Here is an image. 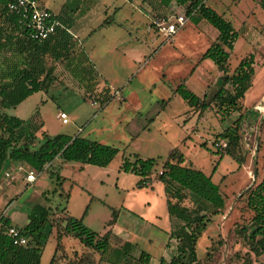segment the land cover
I'll return each instance as SVG.
<instances>
[{
  "label": "rangeland",
  "instance_id": "obj_1",
  "mask_svg": "<svg viewBox=\"0 0 264 264\" xmlns=\"http://www.w3.org/2000/svg\"><path fill=\"white\" fill-rule=\"evenodd\" d=\"M216 1L207 0L206 4L230 21L235 30L251 11L248 22L254 25H246L243 31L249 29L252 35H256V29L260 34L264 31V10L255 0H240L236 4H230L234 3L231 0ZM38 4L59 17L67 12L74 19L82 18V14L90 10L88 25L76 33L73 41L75 50L83 47L90 58L97 74L95 85L91 89L86 87L76 70L65 66L63 61L54 63L46 59L47 65L54 66V80L48 89L0 112L23 119L30 117L35 125L41 124V129L35 133V146L43 130L49 136L78 135L116 147L118 152L106 167L65 162L56 157L36 172L30 184H25L21 172L11 171L15 178H4L2 169L0 214L13 200L22 210H25L23 206L38 203L50 207L56 227L67 215L82 217L83 225L101 233L112 209L116 221L111 227V247L127 241L134 244L131 258L135 259L142 251L149 257V264H157L160 260L168 264L170 257L162 253L170 219L165 210L162 184L156 176L162 160L176 148L184 164L211 175V181L218 186L225 202L222 212L211 217L197 239L196 264L239 263L245 253L251 264H263L261 257H255L249 250L245 240L254 224L253 214L245 206L244 191L264 174V114L257 113L254 108L264 103V49L258 50L261 57L253 65L252 85L241 101L238 144L229 148L236 159L242 161L238 166L230 155L220 154L221 151L212 147L219 133L234 127L238 112L220 119L212 104L204 111L190 109L173 92L175 86L182 83L199 98L204 94L209 101L219 85L216 81L220 73L212 63L207 59L198 62L205 46L211 42H208L211 35L203 24L193 27L188 19L171 39L164 40L153 31L151 21L185 15L182 7L172 4L162 8L157 0H38ZM106 18L109 21L102 24ZM203 23L213 29L205 21ZM242 34L229 54V72L240 58L251 52V43L246 34ZM11 57H16L12 50L0 52V72ZM103 87H109L111 94L117 90L122 100L114 96L101 107L97 100L90 104L94 93ZM58 112L65 114L66 124L55 117ZM133 155L159 159L149 178V186L137 187L135 175L119 171L122 159H131ZM56 176L63 179L60 186L56 184ZM16 177L18 182H15ZM190 201L187 196L182 204L189 206ZM147 226L149 228L144 229ZM56 230L53 229L46 239L39 264H49L56 244ZM61 237L51 264H111L116 261L109 254L101 255L83 248L70 236ZM127 261L130 258L120 259L117 264Z\"/></svg>",
  "mask_w": 264,
  "mask_h": 264
},
{
  "label": "trees",
  "instance_id": "obj_2",
  "mask_svg": "<svg viewBox=\"0 0 264 264\" xmlns=\"http://www.w3.org/2000/svg\"><path fill=\"white\" fill-rule=\"evenodd\" d=\"M7 1L0 0V52L12 50L16 57L6 60L0 72V110L14 108L28 96L48 89L54 80V66L47 65L46 59L54 63L63 61L65 66L76 70L86 87L91 89L95 85L97 74L82 43V48L75 50L73 36L67 30L60 28L41 42L30 40L26 30L18 23L17 17L7 12L5 8ZM203 1L157 0L162 8H168L172 4L182 7L184 14L193 24L203 20L217 32L215 39L207 45L198 58V62L209 60L220 73L216 81L219 85L211 99L206 101L204 94L199 98L182 83L177 84L173 92L190 109L197 108L204 111L212 104L220 119H225L233 112L239 114L241 110V101L251 87L254 74L253 55L247 54L240 58L234 68L228 71L229 54L239 32L232 27L230 21L205 6ZM235 1L237 0H231L234 3ZM258 4L264 10V0H258ZM57 17L64 23L61 17ZM108 21L106 18L102 24H107ZM93 96L99 106H103L111 99L109 87H103ZM240 118L239 114L232 129L225 128L217 135V138L224 140L227 145L220 154L230 155L238 166L242 161L236 159L229 148L238 144ZM41 126V124L35 125L30 117L21 119L0 112V171L11 162L22 163L25 167L38 172L56 157L65 162L106 167L118 152L116 147L78 135L49 136L43 130L39 133L40 142L38 141L35 146L37 142L35 133L41 129ZM158 161V158L143 159L133 155L131 159H122L119 171L135 175L138 178L135 185L146 187ZM162 161L156 180L162 184L165 210L170 219V235L178 239L175 252L168 264H196L194 247L197 239L210 223L211 217L222 212L225 205L224 198L218 186L211 181V175H205L200 170L184 164L183 156L176 148L171 150ZM52 176L53 174L50 173L49 177ZM62 181L60 176H56L58 186ZM244 194L245 206L252 212L254 224V229L245 240L249 250L255 257H261L264 264V174L256 184L248 186ZM187 196L190 197V205L184 206L182 201ZM52 216L50 207L38 203L27 209L26 223L22 227L11 225L10 221L0 214V264H39L42 248L53 229H57L56 244L49 264L60 245L62 235L76 239L83 248L91 249L101 255L109 254L116 259L110 262L111 264H117V261L124 258L128 260L130 258V261L124 264L149 262V257L142 251L135 259L131 258L134 244L130 242L125 241L118 247H111L108 241L109 232L105 231L99 236L83 225L82 217L64 215L63 223L56 227ZM115 219V211L111 209V217L106 226L113 224ZM8 226L18 229L19 235L25 240L24 244L12 243L5 234ZM235 256L239 259L237 255ZM230 264H251V259L245 253L239 263Z\"/></svg>",
  "mask_w": 264,
  "mask_h": 264
},
{
  "label": "built area",
  "instance_id": "obj_3",
  "mask_svg": "<svg viewBox=\"0 0 264 264\" xmlns=\"http://www.w3.org/2000/svg\"><path fill=\"white\" fill-rule=\"evenodd\" d=\"M5 8L7 12L17 17L18 23L26 30L28 38L32 41L41 42L52 35L56 29H65L57 15L46 7L38 4L36 0H8ZM191 14H193V12ZM187 20L188 16L177 14L153 19L150 26L157 35L162 37V39L169 40L177 30L183 27ZM110 96H115L117 100H122L117 90L113 91L112 94L110 93ZM95 100L96 99L93 97L89 103L95 104ZM254 108L258 113L262 114L264 112V103H258ZM55 117L61 124H66L68 122L65 114L62 112L56 113ZM226 146V142L220 138H216L212 142V147L218 151L226 149ZM13 169L17 173H23L25 184L32 183L37 175L36 171L30 168L17 166ZM3 176L9 179L13 177L7 171L3 173ZM5 234L15 245H21L25 242L24 238L19 235L18 229L14 226H8L5 229Z\"/></svg>",
  "mask_w": 264,
  "mask_h": 264
},
{
  "label": "crops",
  "instance_id": "obj_4",
  "mask_svg": "<svg viewBox=\"0 0 264 264\" xmlns=\"http://www.w3.org/2000/svg\"><path fill=\"white\" fill-rule=\"evenodd\" d=\"M206 1L207 0H204L203 1V3H204V5L205 6H207V7H209L207 4H206ZM217 1H219V0H217ZM216 1V2H217ZM240 0H237V1H235V3H230V4H236V3H238ZM256 2H257V4H258V0H255ZM38 2V1H37ZM212 3H213V5L216 7V5L217 4H215V2L214 1H212ZM220 3L221 2H219V4H218V7H220L219 5H220ZM42 5V4H41ZM259 5V4H258ZM42 6H44V5H42ZM45 7V6H44ZM260 7V6H259ZM47 8V7H46ZM48 9V8H47ZM212 9V8H211ZM49 10V9H48ZM214 10V9H213ZM90 12V10H87V11H85L83 14H82V18H76V19H74L70 14H68L67 12H63V14L61 15V18H62V20L64 21V23H63V25H64V27H65V30H67L73 37H76V33L79 31V30H83L85 27H86V24L88 23L87 21L90 19V17L88 18L87 17V15L89 14V12ZM56 15V14H55ZM250 15H251V11L250 12H248L247 13V15H246V18L245 19H243L242 21H241V23H240V28L238 29V30H236V31H238L239 32V35H240V33L242 34V33H245L246 34V37L248 38V40L250 41V43H251V45H250V47H251V52L250 53H248V54H252L253 55V61H254V63L255 62H259V60H260V57H261V53H259L260 51H258V50H261L262 48L264 49V31H262L261 32V34L257 31V29H256V35H252V34H249V29L248 30H246V32L245 31H243V28L244 27H246V25H249V26H253L254 24H250L249 22H248V19L250 18ZM89 16V15H88ZM85 19V20H84ZM201 24H203L204 25V27L206 28V31L208 32V33H210V39L208 40V42L209 41H213L214 39H215V37H216V35H217V32L215 31V29L213 30V29H211V28H209L207 25H205L204 23H203V20H199L196 24H194L193 25V27H195V26H199V25H201ZM88 25V24H87ZM72 29V30H71ZM240 29H241V31H240ZM250 29H253V28H250ZM243 35V34H242ZM244 36V35H243ZM254 36H256V37H254ZM254 37V38H253ZM235 43H236V41H235ZM235 43H234V45H235ZM234 45H233V48H234ZM205 47H207V45L205 46ZM233 48H232V50H233ZM231 50V51H232ZM231 53V52H230ZM88 56V55H87ZM89 58V57H88ZM264 59V58H263ZM89 60H90V58H89ZM264 61V60H263ZM263 63V65H264V62H262ZM254 65V64H253ZM254 70V69H253ZM254 75V74H253ZM252 80H253V77H252ZM252 80H251V85H252ZM263 114H264V112H263ZM21 119H23V118H21ZM264 125V115H263V120H262V126ZM67 135V134H66ZM17 166H22L20 163H9L8 165H7V167L4 169V171H3V173L4 172H9L13 177L11 178V179H14L15 177H14V175L12 174V169L13 168H15V167H17ZM27 168V167H26ZM13 173H16L17 174V172L13 169ZM23 174V173H22ZM19 175V174H18ZM17 178V177H16ZM20 180V179H19ZM154 181V180H153ZM152 181V182H153ZM15 182H18V178L17 179H15ZM152 182H150V183H152ZM149 186V185H148ZM15 196L16 195H14V196H12V198H15ZM13 202H15V200H13L11 203H9L4 209H3V211H2V213H1V215H3L5 218H7L9 221H10V223H11V225H15V226H18V227H22L25 223H26V211H27V209L29 208V207H27V206H23V207H25L24 209L25 210H22V206H16V205H14L13 204ZM60 215H61V213H60ZM109 220V219H108ZM107 220V221H108ZM107 221L105 222V224H104V226H103V232H96L99 236L100 235H102L105 231H108L109 232V237H108V241H109V243H110V240L112 239V237H111V235H110V233H111V227L115 224V222L113 223V224H111V225H109V226H106V223H107ZM116 221V220H115ZM148 229L149 227L147 226V227H144V229ZM146 229V230H147ZM95 232V231H94ZM166 233V232H165ZM167 234V240H166V244H165V250H163V253H162V255L164 256L165 254L167 255V257H170L171 258V256L174 254V252H175V246L177 245V243H178V239L175 237V236H172V235H170V228H169V230H168V233H166ZM61 239H62V237H61ZM61 239H60V241H61ZM123 242H121L120 244H118L117 246H115V247H118L119 245H121ZM133 244V243H132ZM132 251H134V248L132 249ZM135 252V251H134ZM138 254H139V252L137 253V256H138ZM169 258V259H170ZM169 261V260H168ZM160 263H163L162 262V260H160V261H158V263L157 264H160ZM148 264H149V262H148Z\"/></svg>",
  "mask_w": 264,
  "mask_h": 264
}]
</instances>
